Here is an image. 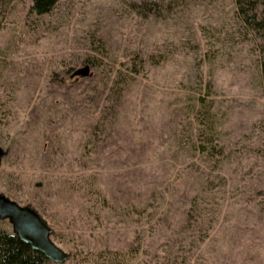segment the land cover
Segmentation results:
<instances>
[{
  "label": "rangeland",
  "instance_id": "374dc122",
  "mask_svg": "<svg viewBox=\"0 0 264 264\" xmlns=\"http://www.w3.org/2000/svg\"><path fill=\"white\" fill-rule=\"evenodd\" d=\"M142 1L58 0L37 14L32 0H0V192L39 212L69 253L61 264H111L106 248L121 251L116 264L175 252L183 264H264L263 37L232 0H156L157 14L133 7ZM98 44L105 67L76 75ZM135 54L143 69L112 88ZM200 97L221 153L173 137ZM86 167L106 196L91 214ZM190 207L201 216L184 228Z\"/></svg>",
  "mask_w": 264,
  "mask_h": 264
},
{
  "label": "trees",
  "instance_id": "16d2710c",
  "mask_svg": "<svg viewBox=\"0 0 264 264\" xmlns=\"http://www.w3.org/2000/svg\"><path fill=\"white\" fill-rule=\"evenodd\" d=\"M234 4L235 14L239 17L244 26H249L251 29L260 32L263 39L264 46V0H232ZM58 0H32L31 7L37 14H43L49 12ZM133 7L142 11L144 14L154 13L157 14L160 10V6L156 0H145L142 2L133 3ZM99 47H95L94 51L97 54H91L86 56L83 63H85L86 71L80 70L76 72L72 66L67 68L68 76L78 73L82 77H87L90 74L92 68L99 69L104 68L106 65L105 60V48L98 44ZM100 52V54H98ZM144 60L143 57L135 54L132 60H123L119 63V66L115 68L114 74L111 79V87L116 90H122L121 85L129 84L140 69H143ZM85 69V68H82ZM205 98H198V107L193 108V113L186 117V121L189 123V128H185L182 123H177V127L173 131V137L178 138V143H190L193 149L197 152L207 153L213 155L215 153L223 152V145L220 144L219 139V121L216 111L212 110L211 102L206 105ZM115 105L120 104V98L115 99ZM47 137L50 141L53 140L51 135H44L42 138ZM55 147L50 145L48 150L41 155L43 159H52L51 155L55 153ZM84 183L83 191L85 195H93L96 202L93 206L88 205L89 213L93 212V208L96 204L105 207L106 196L103 194V190L97 184V173L90 167H86L83 172ZM44 179V186L47 184L53 185L54 180H48L46 176H41ZM47 194L53 196L55 192L52 189H48ZM59 192L56 193L58 195ZM10 197V196H9ZM11 198V197H10ZM13 199V198H12ZM15 200V199H14ZM29 205V204H28ZM37 211V210H36ZM38 212V211H37ZM39 213V212H38ZM201 215L197 214L193 207H190L184 217L183 227H192ZM42 217V216H41ZM54 234V232L52 231ZM186 252L188 250H185ZM121 251L115 249L106 248L98 252V255L109 256V262L116 264L120 262L119 257ZM185 254H177L176 252L171 255L168 253L159 264H183L185 261ZM0 264H59L49 260L41 251L33 248L29 243L22 241L16 233L11 230L0 228Z\"/></svg>",
  "mask_w": 264,
  "mask_h": 264
},
{
  "label": "water",
  "instance_id": "95a60500",
  "mask_svg": "<svg viewBox=\"0 0 264 264\" xmlns=\"http://www.w3.org/2000/svg\"><path fill=\"white\" fill-rule=\"evenodd\" d=\"M81 70L86 71V68ZM0 219H7L22 241L41 251L52 262L61 264L68 258L69 253L51 239L52 228L34 207L20 204L0 192Z\"/></svg>",
  "mask_w": 264,
  "mask_h": 264
}]
</instances>
